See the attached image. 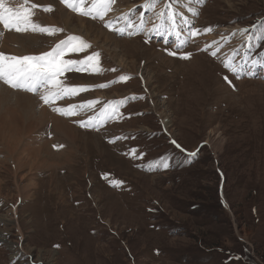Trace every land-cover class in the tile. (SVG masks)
<instances>
[{
    "label": "rangeland",
    "instance_id": "rangeland-1",
    "mask_svg": "<svg viewBox=\"0 0 264 264\" xmlns=\"http://www.w3.org/2000/svg\"><path fill=\"white\" fill-rule=\"evenodd\" d=\"M31 2L53 9L41 25L46 17L57 20L59 0ZM198 14L192 40H209L204 27L211 29L212 22L232 29L260 23L264 0H207ZM94 23L93 33L80 34H92L85 37L117 72L70 77L85 86H108L90 87L56 107L94 95L140 100L131 102L120 125L97 121L95 130L80 121L99 120L101 103L77 116L50 113L24 98L6 103L0 217L12 223L0 224L6 238L0 240V264H264V69L258 66L257 75L230 88L188 41L179 48L192 58L175 59ZM59 25L51 26L69 33ZM35 32L25 53L48 42L49 36ZM256 32H264V21ZM119 72L140 73L142 81L120 86L114 81ZM132 145L146 151L143 161L128 162ZM17 247L25 253L15 254Z\"/></svg>",
    "mask_w": 264,
    "mask_h": 264
},
{
    "label": "snow or ice",
    "instance_id": "snow-or-ice-1",
    "mask_svg": "<svg viewBox=\"0 0 264 264\" xmlns=\"http://www.w3.org/2000/svg\"><path fill=\"white\" fill-rule=\"evenodd\" d=\"M89 0H61L73 12L81 15L90 16L93 19L99 18L104 20V17L110 12L111 5L115 0H90L91 6L85 7ZM42 8L45 12H51V6H40L32 3L31 0H22L20 5L9 6L6 0H0V25L5 30H15L16 32L39 31L48 35H55L64 31L63 29L54 26H41L34 22L32 17L35 15L33 11L36 8ZM144 8L156 10V16L161 21L165 18L164 8H170V5L163 4L162 0H145ZM167 20L170 22L168 26L169 34L175 32L177 22L172 11L167 13ZM106 27H112L109 22ZM129 28L135 29L136 32L145 31L143 21L136 25L133 21L128 24ZM159 25H153L151 30L159 29ZM121 34L125 32L124 28L116 29ZM199 30H190L189 39L196 36ZM205 31L210 32L211 29ZM247 28L241 29V35L247 32ZM134 32H128V35H133ZM235 34V33H234ZM179 35V33H177ZM251 39V37H249ZM215 43V42H214ZM91 45L82 37L77 35H69L66 39H62L50 51H45L39 55H10L0 51V82L12 89L23 90L29 93L39 95V98L45 105L52 106L55 102L71 98L79 95L82 92L88 91L90 87H107L108 84H100L95 86H70L66 81L65 74L68 72H89L96 73L100 71L99 60L100 53L92 52L90 55H85L82 59L71 58L72 54L84 53ZM219 51V49H217ZM216 56L217 52L211 53ZM169 55H177L176 52H169ZM191 53H185L181 56L182 59H189ZM235 57L226 58L223 61L224 67L236 74L239 77L240 73H245L249 76L257 75L255 69L257 66L264 69V57L259 60H252L250 65L247 59L244 63L237 66L233 63ZM247 65V68H246ZM128 76H121L120 81H126ZM227 80V76L225 77ZM230 83V81H229ZM98 101L94 99L87 100L83 103H69L67 107H55L53 111L58 112L63 116H77L81 111L94 109ZM121 102L110 101L104 106L100 113V121L115 118L118 115L117 104ZM96 117H89L87 121H80L82 127H96L94 122ZM98 130V129H97ZM172 143L176 148H181L175 140ZM195 155V153H191ZM164 168L169 167L167 162L162 165Z\"/></svg>",
    "mask_w": 264,
    "mask_h": 264
},
{
    "label": "bare ground",
    "instance_id": "bare-ground-1",
    "mask_svg": "<svg viewBox=\"0 0 264 264\" xmlns=\"http://www.w3.org/2000/svg\"><path fill=\"white\" fill-rule=\"evenodd\" d=\"M12 1V0H10ZM41 0H39L40 2ZM45 1V0H44ZM47 2V1H46ZM45 2V3H46ZM183 3H186V1H182ZM128 4L130 3H127L126 5H121V4H118L117 6V10L115 11L116 13H119V12H122V15L125 17L126 15H128L127 13L130 11V9L133 7V5L131 6H128ZM187 4V3H186ZM55 6V5H54ZM129 10V11H127ZM56 16H57V20L53 19L52 17L49 18V17H46V19H48V21H46V24L48 26H51V25H54V24H58V22H60V25L61 26L63 24L64 27H66V30H68L69 33H82L80 32V30H88L89 32L93 33V31L95 30V23L90 21V20H86L85 18H83V16H76V15H73L71 12H68L64 6H61L59 4H57V10H56ZM111 16V15H110ZM45 18V17H44ZM74 19L76 20V23L77 25H74ZM45 20V19H44ZM157 22L156 19H154L153 21H149V24L147 25V28L149 30L152 29V26L155 25ZM42 26V25H41ZM58 26V27H59ZM159 29L158 31L157 30H154L153 32H157L160 34V36L162 37H169L172 35L173 38H178L179 35H177V31L175 30V32H173L172 34H168L167 28L159 25ZM55 27V26H54ZM104 28V27H103ZM224 29H232V28H229V27H221L219 30H224ZM238 30V29H236ZM99 31L102 35L106 36L108 39H112L114 40V36H112V34H109L107 33L105 30H103L102 28H99ZM28 32V33H27ZM27 32H24L25 34L23 35H19V34H13V33H7L5 34V37H0V43L5 51V53L7 54H14L16 56H22V55H25V54H29L28 52L25 53V51L27 50V45H30L32 46V42H33V39H34V36L33 34L31 35V33H29V31ZM36 33V32H35ZM91 33H88L86 31V34L84 36H87L89 35H92ZM29 34V35H27ZM169 36H168V35ZM19 35V36H18ZM36 36V35H35ZM186 38V37H185ZM53 40V38H52ZM93 40L95 42H98L97 40V37H94ZM182 40H183V37H182ZM181 40V42H182ZM117 44H119L120 46L122 44H124L123 42H120L122 41L121 39L119 40H116ZM36 42V41H35ZM122 43V44H121ZM14 45H16V47H14ZM201 45V44H200ZM100 46V45H99ZM102 48V47H101ZM43 50V49H42ZM44 51V50H43ZM21 52V53H20ZM68 85L70 86H75L71 83H68ZM15 89H10L8 88L7 86H5L4 84H1L0 83V121H2L4 119L3 117V113L7 111V107L6 105L8 104L9 101H11L13 98H24V99H27V100H31V102H33V104H37L38 100L35 99L34 96H32L30 93H25V92H17V91H14ZM154 97L157 95L156 93H153L151 96ZM102 96V95H100ZM111 98H118L117 97H111ZM76 101H74L73 99H71L69 103H74ZM7 103V104H6ZM82 103V102H81ZM39 104V103H38ZM62 104V103H61ZM9 105V104H8ZM44 110V108L42 109ZM3 114V115H2ZM7 114V113H6ZM88 114V113H87ZM12 120H15L14 118ZM70 121V120H69ZM80 121V120H79ZM162 121L165 125V127H168L169 126V121H168V118L165 117V118H162ZM63 123H66V120L63 122ZM167 123V124H166ZM52 157V156H51ZM68 157V156H66ZM158 167V166H157ZM103 196V195H102ZM3 223V224H6V226H10L11 227V223L12 221L10 220V218H1L0 217V224ZM6 232L7 229H5ZM1 234L4 233V232H0ZM7 234V233H5ZM0 240L1 241H6V238L4 237H0ZM19 246V244H18ZM18 250V251H17ZM17 251V252H16ZM21 254V253H25L22 251V249L19 247L15 248V254L18 255ZM14 254V252H13Z\"/></svg>",
    "mask_w": 264,
    "mask_h": 264
},
{
    "label": "trees",
    "instance_id": "trees-1",
    "mask_svg": "<svg viewBox=\"0 0 264 264\" xmlns=\"http://www.w3.org/2000/svg\"><path fill=\"white\" fill-rule=\"evenodd\" d=\"M257 216H258V215L256 214L255 218H257ZM257 220H258V218H257Z\"/></svg>",
    "mask_w": 264,
    "mask_h": 264
}]
</instances>
